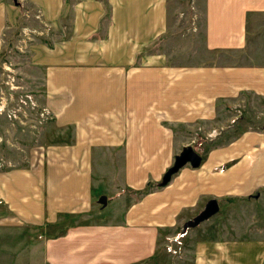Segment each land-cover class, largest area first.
<instances>
[{
	"label": "crops",
	"instance_id": "obj_1",
	"mask_svg": "<svg viewBox=\"0 0 264 264\" xmlns=\"http://www.w3.org/2000/svg\"><path fill=\"white\" fill-rule=\"evenodd\" d=\"M19 1L37 7L62 37L33 44L29 53L42 71V98L61 141L34 147L28 166L0 170L6 215L0 222L65 229L44 242L48 264H135L153 257L163 231L182 228L215 199L223 221L216 239L194 240L193 264L263 262L264 234L239 238L232 221L242 218L230 214L246 203L264 208V129L238 128L229 137L226 128L218 141L208 138V146L196 151L198 167L183 166L166 185L155 184L135 200L127 191L160 182L194 124L214 121L236 99L264 100V65L168 62L169 0ZM203 1L206 49L248 48L264 0ZM12 2L0 0V38L19 18L21 5ZM108 205L122 207L117 222L72 224ZM202 226L208 225L191 230L197 235Z\"/></svg>",
	"mask_w": 264,
	"mask_h": 264
},
{
	"label": "rangeland",
	"instance_id": "obj_2",
	"mask_svg": "<svg viewBox=\"0 0 264 264\" xmlns=\"http://www.w3.org/2000/svg\"><path fill=\"white\" fill-rule=\"evenodd\" d=\"M13 2L15 3V0ZM16 3L18 4L15 5H21L19 18L14 26H5L6 30L0 38V158L3 163L0 170L28 166L34 147L46 145L49 141H61V131L51 123L54 115L42 98V71L31 65L29 53L33 44L48 42L51 45L62 37L51 24L43 21L37 7L23 5L19 0H16ZM168 14L172 17L169 25L171 32L163 48L171 64L182 67L208 62L222 66L264 65V15L254 16L253 33L248 48L242 51L213 53L204 45L203 0H169ZM64 21L59 32L63 31V37H67L70 23L68 19ZM42 109L49 111V118L45 121L39 116ZM48 128H51L49 133ZM238 128L264 129V100L256 97L236 99L223 114L216 115L214 121L194 124L193 130H189L190 133L185 135L183 147L190 146L201 153L206 143L208 146V138H213L216 142L223 137V130L230 132L228 136L231 137ZM66 131L67 134L70 133L69 129ZM155 184L159 186L160 182H150L142 190L127 193L135 200L141 192H148ZM110 199L113 200L111 196ZM250 205H241L238 207V214H230L232 218H242V221H232L239 238H260L264 234L263 203ZM111 207L112 205H108L94 218L86 221L78 218L72 221V224L94 220L102 223L117 222L122 207ZM256 209L259 214L255 213ZM221 213L222 210L220 214L207 219V222L200 223L208 226L199 228L201 232L197 235L191 230L194 227L163 231L165 233L159 236L153 257L135 264H193L194 240L216 239V225H220V218L223 221ZM0 217H6L3 209H0ZM3 221L0 222V264H48L42 259L45 240L60 238L66 232L65 229H37L25 226L26 224L14 225L8 220ZM256 264H264V261Z\"/></svg>",
	"mask_w": 264,
	"mask_h": 264
},
{
	"label": "water",
	"instance_id": "obj_3",
	"mask_svg": "<svg viewBox=\"0 0 264 264\" xmlns=\"http://www.w3.org/2000/svg\"><path fill=\"white\" fill-rule=\"evenodd\" d=\"M201 156L190 146L183 147L182 150L174 157L173 164L164 172L160 185H166L172 175L178 172L184 165H190L193 168H196L200 165ZM98 203L102 206L106 204V197L101 196L98 199ZM219 210L218 202L215 199H210L206 202L203 209L191 220L186 222V225L183 227L184 230L188 228L195 227L201 222L209 219L211 216L215 215Z\"/></svg>",
	"mask_w": 264,
	"mask_h": 264
},
{
	"label": "built area",
	"instance_id": "obj_4",
	"mask_svg": "<svg viewBox=\"0 0 264 264\" xmlns=\"http://www.w3.org/2000/svg\"><path fill=\"white\" fill-rule=\"evenodd\" d=\"M39 116H40V119L42 120V121H45V120H47L48 118H49V111L48 110H44V109H42L41 111H40V113H39ZM2 165H3V163H2V159L0 158V167H2Z\"/></svg>",
	"mask_w": 264,
	"mask_h": 264
},
{
	"label": "trees",
	"instance_id": "obj_5",
	"mask_svg": "<svg viewBox=\"0 0 264 264\" xmlns=\"http://www.w3.org/2000/svg\"><path fill=\"white\" fill-rule=\"evenodd\" d=\"M105 8H106V10H109V7L108 6H105ZM196 151V150H195ZM159 186H161V185H159ZM145 192V191H144ZM141 193H143V192H141Z\"/></svg>",
	"mask_w": 264,
	"mask_h": 264
},
{
	"label": "flooded vegetation",
	"instance_id": "obj_6",
	"mask_svg": "<svg viewBox=\"0 0 264 264\" xmlns=\"http://www.w3.org/2000/svg\"><path fill=\"white\" fill-rule=\"evenodd\" d=\"M185 225H186V223L184 224V226H185ZM184 226H183V227H184ZM183 227H182V228H183ZM188 229H189V228H188Z\"/></svg>",
	"mask_w": 264,
	"mask_h": 264
}]
</instances>
